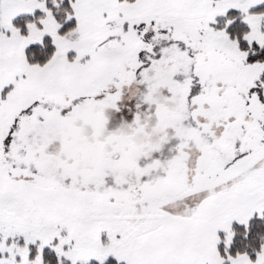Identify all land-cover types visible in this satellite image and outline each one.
<instances>
[{"label":"snow or ice","instance_id":"obj_1","mask_svg":"<svg viewBox=\"0 0 264 264\" xmlns=\"http://www.w3.org/2000/svg\"><path fill=\"white\" fill-rule=\"evenodd\" d=\"M0 264H264V0H0Z\"/></svg>","mask_w":264,"mask_h":264}]
</instances>
